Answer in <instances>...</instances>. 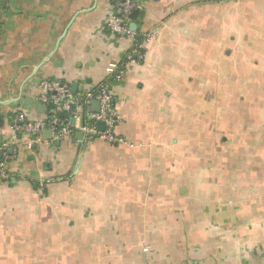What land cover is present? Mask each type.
<instances>
[{
	"label": "crops",
	"instance_id": "crops-1",
	"mask_svg": "<svg viewBox=\"0 0 264 264\" xmlns=\"http://www.w3.org/2000/svg\"><path fill=\"white\" fill-rule=\"evenodd\" d=\"M138 1L127 144L27 148L41 81L90 91L129 47L110 0H0V264H264V0Z\"/></svg>",
	"mask_w": 264,
	"mask_h": 264
},
{
	"label": "built area",
	"instance_id": "built-area-1",
	"mask_svg": "<svg viewBox=\"0 0 264 264\" xmlns=\"http://www.w3.org/2000/svg\"><path fill=\"white\" fill-rule=\"evenodd\" d=\"M140 8L138 0H110L106 17L108 32L115 37L125 38L128 52L123 62L111 63L106 68L107 80L99 83L90 91H76L58 80H43L39 84L37 100L46 108L47 119L40 122L19 121L17 130L26 136L25 145L42 143L40 134L50 131L54 141L79 132L83 136V145L87 147L95 140L114 145H126L117 128L122 118L117 111L115 94L111 88L113 81L120 80L127 64L143 60L141 45L137 34L131 29V14ZM98 104L97 111L92 110L91 102ZM103 129H98V124ZM8 146L5 144V147ZM6 162H0V181L7 179ZM39 180V179H38ZM40 188L44 187L39 181Z\"/></svg>",
	"mask_w": 264,
	"mask_h": 264
},
{
	"label": "water",
	"instance_id": "water-1",
	"mask_svg": "<svg viewBox=\"0 0 264 264\" xmlns=\"http://www.w3.org/2000/svg\"><path fill=\"white\" fill-rule=\"evenodd\" d=\"M137 16H138V11L135 10V11L132 13L131 18H132V19H136ZM131 28H132V29H135V28H136V25H135L134 23H132V24H131ZM74 89H76V86H75V85H73V90H74ZM91 105L93 106L94 110L97 111V108H98V104H97V102L92 101V102H91ZM97 126H98V129H100V130L103 129V125H102L101 123H99ZM77 137H80V134H77Z\"/></svg>",
	"mask_w": 264,
	"mask_h": 264
}]
</instances>
